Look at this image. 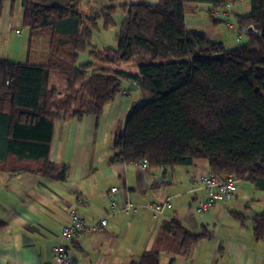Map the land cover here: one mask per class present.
Returning <instances> with one entry per match:
<instances>
[{
	"label": "trees",
	"instance_id": "1",
	"mask_svg": "<svg viewBox=\"0 0 264 264\" xmlns=\"http://www.w3.org/2000/svg\"><path fill=\"white\" fill-rule=\"evenodd\" d=\"M247 1L237 16L249 43L226 49L203 33L187 30L185 6ZM82 0H24V27L30 32L28 61H0V173L67 180L68 168L49 161L54 123L101 117L123 92L138 84L146 103L129 115L116 135L112 161L147 162L152 171L208 164L211 174L233 175L264 191V0H160L157 5L122 7L125 18L116 48L91 46L99 20L115 26L116 8L81 13ZM91 47V61L78 65ZM223 55L222 60H214ZM121 68H137L135 75ZM52 73L66 89L50 88ZM238 222L244 217L236 214ZM264 243V212L252 219ZM180 220L162 225L152 248L132 264H160L161 256L187 258L199 241ZM71 247V246H70ZM69 247V250H70Z\"/></svg>",
	"mask_w": 264,
	"mask_h": 264
},
{
	"label": "crops",
	"instance_id": "2",
	"mask_svg": "<svg viewBox=\"0 0 264 264\" xmlns=\"http://www.w3.org/2000/svg\"><path fill=\"white\" fill-rule=\"evenodd\" d=\"M159 2L82 0L80 10L85 16L117 9L114 17L118 21L111 38L106 40L109 30L99 20L91 46L99 50L116 48L119 24L125 15L122 7ZM249 11L247 1L225 4L218 10L209 4H187V30L203 33L230 50L234 40L227 31H236L233 18ZM24 12V0H0V61L25 64L29 59L30 32L24 27ZM231 24L234 28H230ZM86 51V57L91 58V47ZM88 62L89 59L80 65ZM121 70L132 75L138 72L137 68ZM131 82L134 81L125 83L123 92L105 107L101 117L54 123L49 161L68 168L66 181L30 173H0V264H55L54 249L63 242L62 232L71 221L72 211H77L89 225L108 221L107 227L86 232L71 244L72 264L139 262L143 253L152 248L162 225L174 219L194 233L206 231L210 236L195 244L189 257H177L176 264H264V243L255 239L252 224L254 216L264 212V191L255 190L249 183H238L239 192L233 201L198 215L196 206L206 197L201 178L210 174L205 161H195L191 167L174 172L146 171L138 163L112 161L116 135L124 129L134 109L147 101L136 82L135 90L128 89ZM50 88L60 90V96L66 89L65 78L52 73ZM115 187L123 189L139 206L136 215L109 214L105 194ZM166 201L173 208L155 218L151 207ZM236 214L244 217V224L237 221ZM171 259L163 254L160 264H169Z\"/></svg>",
	"mask_w": 264,
	"mask_h": 264
},
{
	"label": "built area",
	"instance_id": "3",
	"mask_svg": "<svg viewBox=\"0 0 264 264\" xmlns=\"http://www.w3.org/2000/svg\"><path fill=\"white\" fill-rule=\"evenodd\" d=\"M226 5L230 6L232 4ZM230 28H234V26L231 24ZM17 33L20 34V32ZM138 164L139 167L146 171L150 169L147 162H139ZM201 184L206 197L196 206L195 212L198 215H204L212 211L220 203L233 201L239 192L238 181L233 175L218 176L210 173L201 178ZM105 198L108 200L109 214L111 216H116L119 212H122L131 217L139 211V206L121 188H112L105 194ZM172 208V204L166 201L163 204L152 206L151 210L156 218ZM70 217V223L64 227L62 232L63 242L54 249L55 264H72L69 250L71 244L76 242L84 233L90 231L97 232L108 225L106 219L99 223L89 225L77 211H72Z\"/></svg>",
	"mask_w": 264,
	"mask_h": 264
},
{
	"label": "rangeland",
	"instance_id": "4",
	"mask_svg": "<svg viewBox=\"0 0 264 264\" xmlns=\"http://www.w3.org/2000/svg\"><path fill=\"white\" fill-rule=\"evenodd\" d=\"M124 18H125V15H124ZM124 20V19H123ZM234 20V23H235V26H236V31L233 32V31H227V33L229 35H231L230 37L232 38V40H234V46H233V49L235 48H238L240 46H244V45H247L249 43V38L248 36L246 35V32L245 30L243 29V32H240V27L238 25V20L236 17L233 18ZM117 21H118V18L117 16L114 17V22L117 24ZM123 22V21H122ZM119 23V22H118ZM122 23L119 24V27H121ZM112 28V29H111ZM110 29H108L109 32L107 35H105L107 38L106 40L110 39L111 38V32H113V30H115V26L111 27ZM120 30V28H119ZM236 39H239L238 42H235ZM88 54L89 52L88 51H84L80 54V57H79V61H78V65H80L81 63H85L86 61H91V58H87L88 57ZM87 56V57H86ZM15 59V58H14ZM11 62L13 63H17L18 64V60H10ZM21 63H25V61L21 62ZM131 69V68H130ZM133 70V69H132ZM239 186V184H238Z\"/></svg>",
	"mask_w": 264,
	"mask_h": 264
},
{
	"label": "water",
	"instance_id": "5",
	"mask_svg": "<svg viewBox=\"0 0 264 264\" xmlns=\"http://www.w3.org/2000/svg\"><path fill=\"white\" fill-rule=\"evenodd\" d=\"M223 59V55H217V56H215L214 57V60H222ZM135 83L134 82H131L130 84H129V87H128V89L129 90H135Z\"/></svg>",
	"mask_w": 264,
	"mask_h": 264
}]
</instances>
